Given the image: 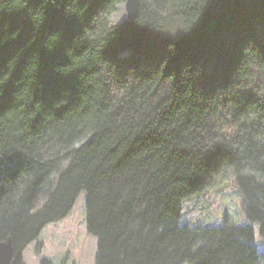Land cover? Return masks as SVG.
I'll return each instance as SVG.
<instances>
[{
    "label": "trees",
    "instance_id": "16d2710c",
    "mask_svg": "<svg viewBox=\"0 0 264 264\" xmlns=\"http://www.w3.org/2000/svg\"><path fill=\"white\" fill-rule=\"evenodd\" d=\"M124 1L0 0V242L84 191L95 264H264V0ZM224 167L247 223L180 225Z\"/></svg>",
    "mask_w": 264,
    "mask_h": 264
},
{
    "label": "rangeland",
    "instance_id": "374dc122",
    "mask_svg": "<svg viewBox=\"0 0 264 264\" xmlns=\"http://www.w3.org/2000/svg\"><path fill=\"white\" fill-rule=\"evenodd\" d=\"M125 16L124 3H120L110 22L117 25ZM18 160L14 155H0V174ZM235 180L233 170L224 167L203 191L185 198L180 225L220 226L225 217L236 225H245L247 220L242 212L241 195ZM85 198L86 193L81 191L71 211L64 218L44 227L37 240L27 245L22 253L24 264H38L40 257L50 258L54 264H95L97 241L86 230ZM254 227L257 231L256 224ZM37 242L43 246L40 256L35 254ZM255 245L257 251L264 255V238L259 237L257 232Z\"/></svg>",
    "mask_w": 264,
    "mask_h": 264
},
{
    "label": "water",
    "instance_id": "95a60500",
    "mask_svg": "<svg viewBox=\"0 0 264 264\" xmlns=\"http://www.w3.org/2000/svg\"><path fill=\"white\" fill-rule=\"evenodd\" d=\"M139 6H140L139 0H125L124 9L126 16L124 19L127 20L136 19L139 12ZM0 264H15L14 248L10 237L0 242Z\"/></svg>",
    "mask_w": 264,
    "mask_h": 264
}]
</instances>
